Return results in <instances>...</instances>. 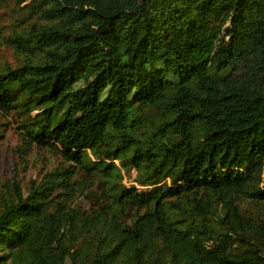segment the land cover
Wrapping results in <instances>:
<instances>
[{
  "label": "trees",
  "instance_id": "1",
  "mask_svg": "<svg viewBox=\"0 0 264 264\" xmlns=\"http://www.w3.org/2000/svg\"><path fill=\"white\" fill-rule=\"evenodd\" d=\"M22 3L0 264H264V0Z\"/></svg>",
  "mask_w": 264,
  "mask_h": 264
},
{
  "label": "rangeland",
  "instance_id": "2",
  "mask_svg": "<svg viewBox=\"0 0 264 264\" xmlns=\"http://www.w3.org/2000/svg\"><path fill=\"white\" fill-rule=\"evenodd\" d=\"M10 4L11 6L7 9V16L5 21L7 23L13 22L15 23V19L17 18L18 14H22L23 10L25 9V3H22V0H10ZM33 22L35 21L34 19L32 20ZM4 60L7 62H10L11 64H13V54L10 50L4 48ZM2 123L3 125L1 126L0 129V150L2 151H7V152H11V149L14 147V145L17 143V141L21 138H23V133L22 131L18 128V124L17 123H13L11 125V140L10 141H6V138L9 134V127L7 124V118L6 116H3L2 118ZM26 169V174L29 173V170H31L30 167H25ZM135 177H136V173L133 174L131 177H128L126 179H124V184L127 186L133 185L135 183Z\"/></svg>",
  "mask_w": 264,
  "mask_h": 264
}]
</instances>
